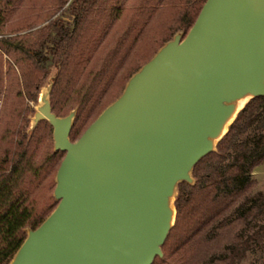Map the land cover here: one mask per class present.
<instances>
[{
  "label": "water",
  "instance_id": "1",
  "mask_svg": "<svg viewBox=\"0 0 264 264\" xmlns=\"http://www.w3.org/2000/svg\"><path fill=\"white\" fill-rule=\"evenodd\" d=\"M28 117L51 126L62 151L53 208L6 264H151L174 223L178 183L194 182L250 98L264 97V0H204L132 71L71 139L76 106L55 114L51 65Z\"/></svg>",
  "mask_w": 264,
  "mask_h": 264
},
{
  "label": "trees",
  "instance_id": "2",
  "mask_svg": "<svg viewBox=\"0 0 264 264\" xmlns=\"http://www.w3.org/2000/svg\"><path fill=\"white\" fill-rule=\"evenodd\" d=\"M65 1L55 0L58 7ZM96 1L70 0L71 21L52 19L42 35L32 38L25 34L3 35L0 24V54L11 59V63H6L4 98L8 99V94L13 92L14 96L24 93L34 100L37 87L52 65L55 70L49 93L52 111L57 115L66 113L62 114L61 109L70 97L74 100L71 107L76 106L68 133L71 139L119 93L129 74L163 40L178 26L185 31L192 24L204 0H138L139 6H149L141 13L149 15L143 26L153 21L156 5H166L161 11L166 10L167 20L162 19L168 25L175 20L174 30L169 28L165 32L164 28L163 36L155 45L140 47L137 41L145 26L142 29L134 21L133 17L139 15L136 7L124 30L116 34L111 44L105 42L85 70L84 62L78 57L85 41L82 26ZM159 26L160 23L156 25L157 30ZM45 42L49 43L50 56L42 51ZM136 50L141 51L140 63L123 69L124 59ZM12 110L15 112L13 119L10 113L12 127L18 132L20 109L13 106ZM28 111L32 112V107ZM263 123L264 97H252L217 142L216 151L205 154L194 164V182L177 184L173 201L175 220L161 246L162 257L155 256L151 264H236L244 258H249V264H264V198L260 192L253 191L256 183L250 175L256 165L264 162V131L260 129ZM43 124L44 128L50 126L47 121L38 120L29 134L25 129L18 132L20 135L13 146L3 134L6 149L10 150V162L6 165L0 159V264H6L22 241V227H35L55 203L49 193L45 201L37 193L41 183L53 186L54 170L63 156L62 151L52 149L38 155L37 145L43 139V130L39 129ZM251 126L259 129L238 137ZM12 127L7 122L3 130L11 132Z\"/></svg>",
  "mask_w": 264,
  "mask_h": 264
},
{
  "label": "rangeland",
  "instance_id": "3",
  "mask_svg": "<svg viewBox=\"0 0 264 264\" xmlns=\"http://www.w3.org/2000/svg\"><path fill=\"white\" fill-rule=\"evenodd\" d=\"M70 5V0H66L64 4L59 7L55 0H0V24L2 26L1 34H25L26 36L28 35L31 38L38 35H42L43 31H46L47 29L48 22L52 19L56 20L57 22L63 21L64 23H69L71 21L72 13L70 10ZM136 7L139 10H137V13L139 12V15H137V17H133L134 21H138L139 27L141 28L142 26V29L145 26L143 31L141 32L142 35L137 41V44L140 45V47L145 46V44L153 46L158 41H160L161 36H163L161 30L162 32L164 30L165 32L168 31L169 28V31L174 30V26H176L174 25L175 20H172L169 23V27L167 21L163 22L162 19L164 18L165 20H167L166 10L161 11L162 7H167L166 5H156L155 8H157L158 10H155L157 11V14L153 15V21L143 26L142 23L145 19H149V15H142L141 13L146 11V8L148 9L149 6L145 4L143 6H139L138 0H97L96 3L93 5L89 15L86 17L87 20L82 26V31H85V41H83L80 46L83 48L81 50V54H78V57L80 55L79 58L81 62H84L82 64L83 69L87 70L90 62L95 60V57L99 54V51L105 44V42L108 45L111 44L113 40H115V37L117 36L116 34L124 30L125 26H127L129 19L131 18L130 15L135 12ZM92 18L94 19L93 24L89 25L90 20H93ZM159 23L161 24V26H159V29L157 30L156 25ZM178 28L181 29V26H178ZM48 45L49 43L45 42L43 44L42 51L43 53L45 52L48 56H50L47 53L49 51ZM139 50H136L137 52L132 53L131 56H128V58L124 59L123 69H126L128 66L132 67L140 63L141 51ZM7 61L11 63V59L7 55L0 54V159L5 160L6 165H8V163L10 162V150L8 151V149H6L7 146L3 141L5 140L3 134L5 133L6 138L9 139V142L13 146L14 142H16L17 138L20 135V133L18 132H21L24 129L26 132V128L28 126V117L32 113L28 111V108L32 107L33 111V104L36 99V96L33 100L29 96H25L24 93L21 95L14 96L13 92L8 94V99L4 98L5 91L3 88L6 84L7 72L5 71V69L7 67ZM115 90L116 89H114L113 91ZM37 92L38 89L35 95H37ZM110 95L112 96V94ZM73 105L74 100L70 97L65 103H63L61 113L63 114L69 109V107ZM13 106L20 109V114L18 116V121L16 124L17 127H19L18 132H16L15 129L12 127L14 121H12L11 123L10 118V113L12 119L14 118L15 112H13L12 110ZM89 121L90 120L88 119L84 126ZM7 122L13 128V131L8 133L3 130ZM43 126L44 124L40 126L39 129V131L43 130V139L42 142H38L37 145L38 155H40V153L42 152H45L46 150L52 149V138H50L51 127L46 126L44 128ZM12 128L8 129L7 131H10ZM257 129L259 128H254L251 126L245 132H242V134L238 135V137L245 136L252 130ZM260 129L264 131V123L262 124V127ZM250 175L255 179L256 183L253 191L260 192L264 198V162L256 165L252 169ZM51 187L52 185L46 186L43 183L39 185L37 193L41 195L40 199H42V201L46 200V196L48 195V193L51 195L53 189ZM236 264H249V258H244Z\"/></svg>",
  "mask_w": 264,
  "mask_h": 264
}]
</instances>
